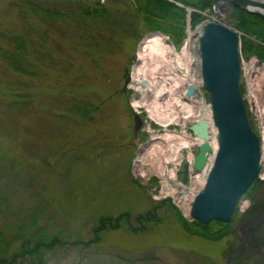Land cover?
<instances>
[{
	"label": "rangeland",
	"instance_id": "rangeland-1",
	"mask_svg": "<svg viewBox=\"0 0 264 264\" xmlns=\"http://www.w3.org/2000/svg\"><path fill=\"white\" fill-rule=\"evenodd\" d=\"M25 1L0 0V15L18 20L22 12V23L32 26V32L48 28L55 62L38 76L20 79L23 85L15 98L27 105L17 123L5 122L1 130L0 215L11 220L14 213L38 214L44 218L38 224L47 222L48 233L56 234L60 243L46 250L40 262L25 258L15 264H201L208 259L213 264H264V183L238 198L232 230L218 240L183 231L165 204L146 220L133 219L165 198L187 221L192 219L181 204V190L199 191L201 177L197 182L188 168L181 183L177 169L184 155L192 158L198 144L188 130L198 120L197 100L209 103L204 90L186 98L182 86L186 72L197 70L195 25L204 15L224 9L221 23L236 29L229 3L213 0L197 8L160 0L163 5L152 9L153 28L134 8L135 0H30L68 19L49 18L47 27ZM163 1L186 13L178 46L160 31L168 25L162 18L167 14ZM100 7L108 16L92 15ZM190 12L200 16L193 25L187 20ZM156 34L162 39L152 42L150 50L143 42ZM135 79H147L149 86L135 90ZM12 82L0 84L7 99V92L15 89ZM84 102L91 108L81 115L74 106ZM135 119L140 121L136 130ZM248 122L256 133L250 116ZM166 132L186 136L187 148L177 151L175 141L162 140ZM260 143L255 178L264 180ZM123 212L127 216L119 227L104 225L92 232L100 216Z\"/></svg>",
	"mask_w": 264,
	"mask_h": 264
},
{
	"label": "trees",
	"instance_id": "trees-1",
	"mask_svg": "<svg viewBox=\"0 0 264 264\" xmlns=\"http://www.w3.org/2000/svg\"><path fill=\"white\" fill-rule=\"evenodd\" d=\"M135 1L136 3H134V8H136L139 13H143L145 17L144 19L151 23V26L154 28V24L156 22L152 20V17L154 16L152 9L154 10L161 7V5H163L161 3L162 1ZM176 1L184 6L189 5L202 8L210 5L213 0ZM164 3L165 10H167L165 13L167 14L162 15V18L166 21V23H168V25L166 28H160V31L166 33L172 44L178 46L183 40L182 29L186 19V13L182 7L177 6L172 2L166 1ZM25 4L35 18L43 22V24L47 27L51 26L50 22L47 21L49 18H59L60 21L62 20L64 23L65 19L68 20L64 13L54 10L49 11L44 8L42 9V7L37 5L35 1L26 0ZM40 11L42 13H40ZM230 11L232 18L234 19V26L236 29H239L245 34L264 43L263 19L231 5ZM85 12L86 14H89V11L86 10ZM104 12H106V16H108L107 11L100 7L99 9H93L92 15H100L103 17L105 15ZM6 13L9 14V12ZM18 17V20H16L15 17L8 20L4 17V15H0V74L2 75V77L0 76V84L4 87L5 85H8V83H13L12 80L15 81V89L8 92L6 91L9 94L10 99L5 97L7 95H4V91L0 92V96L4 95L3 98L1 97L0 101V139L4 138V134H2L1 130L4 127L5 122L9 121L13 124L17 123L20 113L22 110L24 111V107L27 105L26 102L20 101L19 98H15L20 95V86L23 85V81L20 79L23 76H38L41 74L43 69L49 67L50 64L55 62V57L52 54L53 51L50 48L51 40L46 32L48 28L47 30L44 29L40 31L37 29L38 32L34 33V31L32 32V26H25L22 23L25 18L22 12H18ZM199 19L200 16L195 12H190L188 14V21L190 25H193ZM241 51L244 55L254 54L259 59L264 60V46L253 40L242 39ZM74 107L76 112L83 115V111L86 113V108H89L90 104L84 102V104L75 105ZM247 115L249 120V114ZM44 162L45 161L43 160V163ZM47 164L50 163L47 162ZM263 183L264 180L254 178L243 194H247L249 191L254 193L255 190ZM2 200L4 199L2 198ZM163 204H165L167 208L173 212V215L176 217L177 222L183 231L205 239L218 240L222 238L232 230V226L234 224V218L232 216L229 222L210 220L208 223H201L195 219L187 221L178 213L168 198L159 200L146 212L133 216V219L138 222H141L143 219L146 220L152 215L151 212L157 208L158 205ZM2 215L3 213L0 215V264H15L17 261L25 258H30L34 261L40 262L46 250H50L59 245L60 242L57 235L48 233V223L45 222L42 225L38 224V219H44L42 216L38 214L20 216L19 213H14V215L11 216V220H8L7 217H5L6 215H3L4 217ZM126 216V212L119 213L115 217L100 216L97 220L98 225L92 228V232L96 234L99 229H103L104 225H108L111 228L119 227L121 225L119 220H125ZM141 228L142 226H140V229ZM96 238L97 236L94 237V240H89V242L95 241ZM202 261L203 262L201 264H213V261L210 259Z\"/></svg>",
	"mask_w": 264,
	"mask_h": 264
},
{
	"label": "water",
	"instance_id": "water-1",
	"mask_svg": "<svg viewBox=\"0 0 264 264\" xmlns=\"http://www.w3.org/2000/svg\"><path fill=\"white\" fill-rule=\"evenodd\" d=\"M229 5L264 20V0H226ZM237 33L217 22H205L198 38L200 86L207 93L210 119L214 128V142L208 124L198 118L188 127L200 142L191 158L190 171L197 173L212 155L211 165L201 189L194 195L189 216L201 223L210 220L228 222L238 198L243 194L260 169L258 138L250 128L238 78ZM145 79L139 84L143 86ZM194 87L188 84L184 96L193 94ZM201 116V115H199ZM140 121L135 119L136 130ZM139 140L137 136L133 144ZM188 160L184 155L177 171L181 183L188 178Z\"/></svg>",
	"mask_w": 264,
	"mask_h": 264
},
{
	"label": "built area",
	"instance_id": "built-area-1",
	"mask_svg": "<svg viewBox=\"0 0 264 264\" xmlns=\"http://www.w3.org/2000/svg\"><path fill=\"white\" fill-rule=\"evenodd\" d=\"M224 1L226 2V0H221L222 3ZM216 6L218 7L219 5L217 4ZM213 8H215V10L217 9L216 7H213ZM199 13H201V12H199ZM223 13H224V9H221V8L219 11L217 10V12H214V13L211 12L210 15L205 14L204 12L201 13V14H205L204 16H206V17L203 20V22H199L195 25V30L198 32L197 36L195 38L196 45H198V38L201 34L202 25L208 21L223 24V23H221ZM187 20H188V16H187ZM223 25L228 27L229 29L234 30L237 33V37H238V65H239L238 81H239V88L241 89L240 94H241V97H242L243 102H244L245 111L249 114L251 120L255 124L254 126L257 130V132H256L257 138H258L259 143L261 142L260 147H261V150L263 153L264 152V60L259 59L254 54H250L247 56L243 55V53L241 52L240 46H241V38L253 40V41L261 44L262 46H264V43L260 42L259 40H257L256 38H254L252 36L245 34L244 32H239L236 29H233L231 26H227L225 24H223ZM192 83H194V85H193L194 92L190 97L194 96L195 93H198V92L201 93V90H202V88L200 86V76H199L198 67H197V70L195 73V78H194ZM186 85H188V84L185 83L182 86L183 87V90H182L183 95H184ZM186 98H188V97H186ZM206 111H207V117L205 116L204 120L208 124V130L210 132V135L214 136V128L212 127V124H211L210 111H209L208 105L206 106ZM195 121H196V119L194 120V122ZM213 140L214 139L212 137L210 140V143L213 142ZM263 155H264V153H263ZM211 156L212 155L208 154L207 161H206V165L208 167H204L201 174L196 173V174L192 175V176H194V178L196 179L197 182L200 181L198 178L203 177V174H204V178H205V175H206V173L210 167V164H211V162H210ZM166 186H167V184L165 185V187ZM196 191L197 190L189 192V191L181 190V193H182L181 197L184 199L186 194L188 197L186 200L181 201V204L183 207L187 206L191 203V200L194 197V195L196 194ZM190 196H191V199L189 200Z\"/></svg>",
	"mask_w": 264,
	"mask_h": 264
},
{
	"label": "bare ground",
	"instance_id": "bare-ground-1",
	"mask_svg": "<svg viewBox=\"0 0 264 264\" xmlns=\"http://www.w3.org/2000/svg\"><path fill=\"white\" fill-rule=\"evenodd\" d=\"M161 39H162V37L159 35V34H156V35H152V36H149L148 38H146L145 39V41L143 42L145 45L144 46H147V48H148V46L150 47V50H151V47H152V45H153V43L152 42H154V41H158V40H160L161 41ZM159 41V42H160ZM156 42H155V44H156ZM158 43V42H157ZM157 45V44H156ZM155 45V46H156ZM143 47V46H142ZM142 48H140V52H139V55H140V57L142 56ZM146 50V49H145ZM196 68L198 67V58H196ZM135 74H139V73H141V70H134L133 71ZM133 73V77L135 76V74ZM195 73H196V70L195 71H193V72H186V84H191L192 82H193V80H194V78H195ZM184 75V76H185ZM146 80V83L143 85V86H140V84H139V82H140V80L139 79H135V87H134V89L135 90H142V89H145L147 86H149V82L147 81V79H145ZM133 83V82H132ZM192 85H194V83H192ZM147 89V88H146ZM165 89H167V88H165ZM162 90V89H161ZM145 91V90H144ZM158 92V91H157ZM156 92V93H157ZM161 92V91H160ZM157 95V94H156ZM190 97V96H189ZM190 98H192V97H190ZM189 98V99H190ZM197 107H198V110H197V118H202V119H204L205 118V116L207 117V111H206V106L204 105V103H203V99L200 97L198 100H197ZM190 110H188V112H189ZM199 115H201V116H199ZM155 120L157 121V122H164L163 120H162V118L161 117H156L155 118ZM213 136H211V138H212ZM162 140H173V141H175V146H174V149H176L177 151L180 149V148H187L186 146H188V138L186 137V136H181V135H177L176 133H169V132H166L165 134H163L161 137H160ZM196 138V137H195ZM197 139V138H196ZM197 141H198V143L200 142L198 139H197ZM211 144H212V146L215 144V142H214V140H213V142H211ZM176 152V151H175ZM187 158V157H186ZM187 160H188V158H187ZM190 160V161H189ZM189 160H188V162H187V164H188V168L190 169V163H191V159L189 158ZM138 161V160H137ZM206 165V163L203 165V167L200 169V171L199 172H197V173H199V174H201L202 173V170L204 169V167H208L207 165ZM211 165V164H210ZM205 173V172H204ZM204 180H205V178H204V174H203V177H201V187H202V185H203V183H204ZM201 189V188H200ZM188 197H187V195H185V198L183 199V200H186ZM191 199V196L189 197V200ZM193 199V198H192ZM192 201V200H191ZM189 212V208H188V205L186 206V209H185V213H188ZM189 214V213H188Z\"/></svg>",
	"mask_w": 264,
	"mask_h": 264
}]
</instances>
